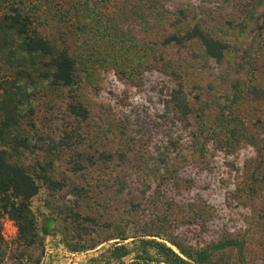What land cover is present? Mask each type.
<instances>
[{
  "label": "rangeland",
  "instance_id": "1",
  "mask_svg": "<svg viewBox=\"0 0 264 264\" xmlns=\"http://www.w3.org/2000/svg\"><path fill=\"white\" fill-rule=\"evenodd\" d=\"M7 1L36 6L0 4ZM37 5L33 26L56 46L97 41L71 89L18 76L0 56V122L11 116L33 137L18 158L31 167L55 159L51 177L63 185L40 184L31 199L37 237L30 246L0 215V264H103L90 260L118 241L107 240L118 230L132 236L154 226L194 249L236 242L209 264H264V0ZM96 18L117 31L127 56L99 45ZM195 27L221 43V57L207 55L198 39L164 43ZM143 55L149 61L138 59ZM72 101L86 108V120L69 115ZM69 126L78 137L53 150ZM3 147H11L8 137ZM74 212L89 221H75Z\"/></svg>",
  "mask_w": 264,
  "mask_h": 264
},
{
  "label": "trees",
  "instance_id": "2",
  "mask_svg": "<svg viewBox=\"0 0 264 264\" xmlns=\"http://www.w3.org/2000/svg\"><path fill=\"white\" fill-rule=\"evenodd\" d=\"M150 1L156 2V0ZM38 3L39 0H35L34 10L39 6ZM34 10L20 2H1L0 56L4 61L15 66L18 76L31 78L30 81L32 77H35L37 81L46 83L53 89H71L79 82L82 73L86 70V65L91 58L90 53L93 52L91 50H94L93 44L97 39L87 44L85 48L80 47L75 50L60 48L38 34L37 27L33 26L35 23ZM95 13V10H92L89 14ZM81 16L85 17L83 12ZM80 19L78 15L77 25H81ZM95 22L100 35L99 45H106L105 50L109 48L111 55L116 53V58L125 57L130 53L118 39L117 31L109 32L106 27L102 28L101 20L97 18ZM82 25L88 29L90 23ZM193 39L201 42L207 55L214 58L221 57L223 49L221 43L208 37L197 27L180 36L171 35L164 40V43L181 45ZM138 59L149 61L146 55ZM67 111L74 120L82 121L88 117V111L78 101L70 102ZM6 137L9 138L11 147L0 149V215H7L14 221L18 238L26 241L30 246L37 237L35 218L30 209L31 199L38 194L40 184L52 189H61L63 185L51 177L55 159L36 161L31 167L26 166L18 158L22 152L31 148L33 137L22 134L11 116H7L0 122V139ZM74 137H78L75 128L69 126L68 131L64 130L59 142L53 144L52 149L59 151L61 147H67ZM20 150L22 152L18 154ZM108 157L110 155L105 156L106 159ZM76 163L77 166L78 162ZM76 169L74 167V170ZM73 215L75 221H89L90 219L86 216L81 217L76 212ZM110 239L118 241L100 252L97 258L91 259L92 263L102 261L103 264H209L215 251L237 245L233 240H226L207 248L194 249L191 246H185L171 234L164 233V230L157 226L142 228L138 233L134 231L132 236H128L126 229H120L114 237L107 240ZM127 240H130L131 248L125 243ZM90 246L96 248L97 244L93 243ZM78 247L84 249L87 246ZM72 250L77 249L72 248ZM130 254L132 257L125 262L123 258ZM33 263L37 264L38 260Z\"/></svg>",
  "mask_w": 264,
  "mask_h": 264
}]
</instances>
